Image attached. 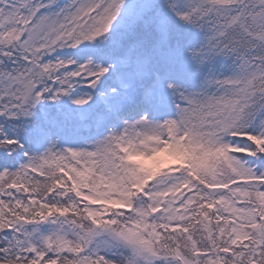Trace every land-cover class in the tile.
I'll use <instances>...</instances> for the list:
<instances>
[{"label": "snow or ice", "instance_id": "1", "mask_svg": "<svg viewBox=\"0 0 264 264\" xmlns=\"http://www.w3.org/2000/svg\"><path fill=\"white\" fill-rule=\"evenodd\" d=\"M0 264H264V0H0Z\"/></svg>", "mask_w": 264, "mask_h": 264}]
</instances>
